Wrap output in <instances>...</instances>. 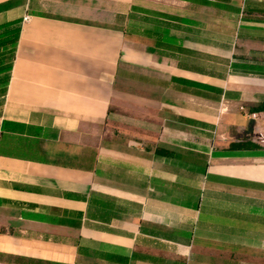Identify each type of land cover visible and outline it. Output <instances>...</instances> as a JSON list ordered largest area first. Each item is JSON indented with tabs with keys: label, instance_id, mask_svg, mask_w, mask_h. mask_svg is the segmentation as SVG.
Segmentation results:
<instances>
[{
	"label": "crops",
	"instance_id": "0c3cea01",
	"mask_svg": "<svg viewBox=\"0 0 264 264\" xmlns=\"http://www.w3.org/2000/svg\"><path fill=\"white\" fill-rule=\"evenodd\" d=\"M17 27L0 264H264V0H0Z\"/></svg>",
	"mask_w": 264,
	"mask_h": 264
},
{
	"label": "trees",
	"instance_id": "16d2710c",
	"mask_svg": "<svg viewBox=\"0 0 264 264\" xmlns=\"http://www.w3.org/2000/svg\"><path fill=\"white\" fill-rule=\"evenodd\" d=\"M9 6H10L9 3H2L1 4V8L2 9H5V8H7ZM5 26H8V24L5 25ZM3 27H4V25H3ZM11 33H12L11 37L7 36V37H2L0 39V47L3 50L2 53L0 54V93L1 94L5 93L6 87H7V83H8V80H9V71L11 69L12 59H13V56H14L15 38H17V36H18L19 27H17L16 29L15 28L12 29ZM7 35H8V32H7ZM9 44L12 45L10 47L11 48L10 52H9V49H8Z\"/></svg>",
	"mask_w": 264,
	"mask_h": 264
},
{
	"label": "rangeland",
	"instance_id": "374dc122",
	"mask_svg": "<svg viewBox=\"0 0 264 264\" xmlns=\"http://www.w3.org/2000/svg\"><path fill=\"white\" fill-rule=\"evenodd\" d=\"M133 11V10H132ZM131 29H133L134 31H129V29L127 28L128 32H131L130 35H131V38H133L135 41L137 39V35H136V17L133 16L132 19H131ZM134 25V26H133ZM9 49V52L11 51L10 49L11 48H8ZM2 49L0 47V54L2 53ZM7 60V59H6ZM4 100H5V93L4 94H1L0 93V114H1V111L3 109V105H4Z\"/></svg>",
	"mask_w": 264,
	"mask_h": 264
},
{
	"label": "built area",
	"instance_id": "2783aa9c",
	"mask_svg": "<svg viewBox=\"0 0 264 264\" xmlns=\"http://www.w3.org/2000/svg\"><path fill=\"white\" fill-rule=\"evenodd\" d=\"M23 19L26 20L27 19V16H24Z\"/></svg>",
	"mask_w": 264,
	"mask_h": 264
}]
</instances>
